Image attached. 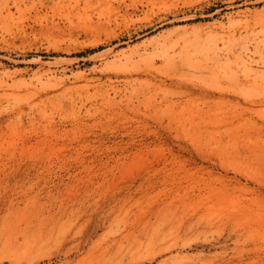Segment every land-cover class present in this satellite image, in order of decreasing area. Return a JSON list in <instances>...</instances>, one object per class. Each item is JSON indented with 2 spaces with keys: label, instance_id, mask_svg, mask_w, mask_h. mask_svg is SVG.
Returning a JSON list of instances; mask_svg holds the SVG:
<instances>
[{
  "label": "rangeland",
  "instance_id": "obj_1",
  "mask_svg": "<svg viewBox=\"0 0 264 264\" xmlns=\"http://www.w3.org/2000/svg\"><path fill=\"white\" fill-rule=\"evenodd\" d=\"M0 264H264V0H0Z\"/></svg>",
  "mask_w": 264,
  "mask_h": 264
}]
</instances>
